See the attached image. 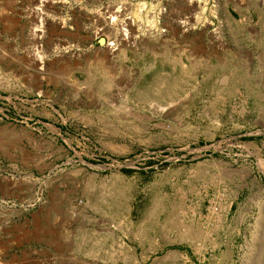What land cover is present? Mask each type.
<instances>
[{
  "label": "rangeland",
  "instance_id": "374dc122",
  "mask_svg": "<svg viewBox=\"0 0 264 264\" xmlns=\"http://www.w3.org/2000/svg\"><path fill=\"white\" fill-rule=\"evenodd\" d=\"M263 219L264 0H0V264H251Z\"/></svg>",
  "mask_w": 264,
  "mask_h": 264
},
{
  "label": "bare ground",
  "instance_id": "6f19581e",
  "mask_svg": "<svg viewBox=\"0 0 264 264\" xmlns=\"http://www.w3.org/2000/svg\"><path fill=\"white\" fill-rule=\"evenodd\" d=\"M113 19V17H112ZM124 27V26H123ZM124 30V29H123ZM122 30V31H123ZM125 32V30L123 31ZM36 35V34H35ZM123 35V34H122ZM125 37L127 36L126 34H124ZM37 38V37H36ZM122 40V39H120ZM119 41V40H118ZM122 42V41H121ZM113 43V42H111ZM114 44V43H113ZM110 45V44H109ZM115 45V44H114ZM124 45V44H123ZM122 46V45H120ZM115 46L114 47H110V52L108 54H110L112 51H114L115 49ZM120 48V47H119ZM118 49V47H117ZM121 51V50H120ZM37 55V54H36ZM38 57V56H37ZM108 57V56H107ZM38 59V58H37ZM40 59V58H39ZM42 59V58H41ZM257 231V235L255 236V240H254V243H253V247L251 246L250 249H252V260H251V264H264V219L262 220L261 222V229L258 230L256 229ZM250 243V242H249ZM168 255V254H167ZM174 256V255H173ZM247 256V254H246ZM175 257V256H174ZM176 261V259H175ZM168 264V261L166 262Z\"/></svg>",
  "mask_w": 264,
  "mask_h": 264
}]
</instances>
